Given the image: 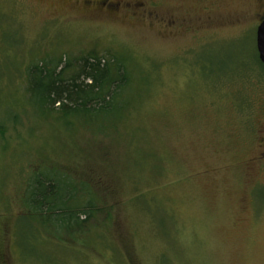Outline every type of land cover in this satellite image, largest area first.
Masks as SVG:
<instances>
[{"label":"rangeland","instance_id":"374dc122","mask_svg":"<svg viewBox=\"0 0 264 264\" xmlns=\"http://www.w3.org/2000/svg\"><path fill=\"white\" fill-rule=\"evenodd\" d=\"M263 12L264 0H0V264H264ZM92 54L131 78L111 105L42 111L30 66ZM37 172L74 205L94 200L85 231L29 214Z\"/></svg>","mask_w":264,"mask_h":264},{"label":"trees","instance_id":"16d2710c","mask_svg":"<svg viewBox=\"0 0 264 264\" xmlns=\"http://www.w3.org/2000/svg\"><path fill=\"white\" fill-rule=\"evenodd\" d=\"M71 61L61 57L57 63L43 60L29 68L28 73L33 74V79L28 77L29 89L32 88L31 93L36 92L38 106H43L42 111L47 114L57 112L58 116L74 118L105 111L131 81L125 69L118 67L115 73L112 68L115 59L102 64V59L92 54L76 64ZM39 173H34L36 180L29 183V214L47 224L56 221L71 227V231H85L84 225L96 210L94 200L74 205L77 199L71 193L74 190L65 192L58 178Z\"/></svg>","mask_w":264,"mask_h":264},{"label":"water","instance_id":"95a60500","mask_svg":"<svg viewBox=\"0 0 264 264\" xmlns=\"http://www.w3.org/2000/svg\"><path fill=\"white\" fill-rule=\"evenodd\" d=\"M256 46L260 62L264 65V17L262 18L261 23L257 29Z\"/></svg>","mask_w":264,"mask_h":264},{"label":"flooded vegetation","instance_id":"af4514ba","mask_svg":"<svg viewBox=\"0 0 264 264\" xmlns=\"http://www.w3.org/2000/svg\"><path fill=\"white\" fill-rule=\"evenodd\" d=\"M84 4H85L86 7H88L89 4H90V2H84ZM96 4H97V3H96ZM107 6H108V5H107V2L101 3V4L99 5V9H101L100 7H103V8L105 9V8H107ZM263 16H264V12H263V14L261 15V20H262ZM261 20H260V21H261Z\"/></svg>","mask_w":264,"mask_h":264}]
</instances>
